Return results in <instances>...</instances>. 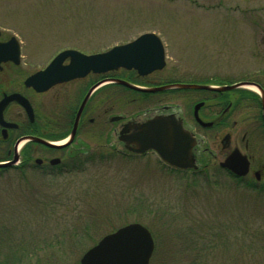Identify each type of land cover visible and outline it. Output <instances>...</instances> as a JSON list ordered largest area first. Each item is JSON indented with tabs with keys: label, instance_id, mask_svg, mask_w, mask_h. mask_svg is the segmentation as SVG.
<instances>
[{
	"label": "rangeland",
	"instance_id": "374dc122",
	"mask_svg": "<svg viewBox=\"0 0 264 264\" xmlns=\"http://www.w3.org/2000/svg\"><path fill=\"white\" fill-rule=\"evenodd\" d=\"M197 1L202 7L188 0H0L2 36L24 46L25 63L11 76L21 80L62 48L96 53L145 32L168 41V65L209 64L200 73L216 79L263 75L264 59L252 55L260 46L250 39L264 35V0ZM171 102L189 109L184 99ZM138 109L123 104L119 112ZM91 130L94 149L103 136ZM91 157L52 177L0 171L2 254L74 264L103 235L139 222L154 240L149 264H264V188L216 169L172 171L152 153L132 157L104 146Z\"/></svg>",
	"mask_w": 264,
	"mask_h": 264
},
{
	"label": "flooded vegetation",
	"instance_id": "af4514ba",
	"mask_svg": "<svg viewBox=\"0 0 264 264\" xmlns=\"http://www.w3.org/2000/svg\"><path fill=\"white\" fill-rule=\"evenodd\" d=\"M188 1L202 7L197 0ZM210 8H214V5ZM142 34L144 33L124 43ZM155 34L160 39L164 51L162 66L144 74H140L135 68L125 67L100 73L90 71L81 77L57 80L42 91L27 84L26 78L43 70L58 53L64 50H75L85 55L93 53L70 47L62 48L45 65L22 75L21 80H15L11 76V70L17 71L16 69L25 63L22 60L23 42L18 40L19 61L0 62V104L6 96L19 94L29 102L33 119H30L26 110L16 100L7 102L1 108L0 163L9 162L14 154H17L18 158L13 164L0 167V171L18 169L22 174L28 171L40 172L52 177L87 164L92 158V152H98L104 146L120 155L139 157L152 153L159 159L153 150L144 153L129 151L120 139L121 130L126 123L141 124L157 116L174 115L193 138L191 155L195 167L178 169L159 159L167 169L193 176L216 169L234 181L249 183L253 189H263L264 74L236 80L216 79L200 73L201 69L209 64L196 65L195 68L187 63L168 65L167 51L170 44L158 33ZM10 37L11 35L3 37L0 31V42H7ZM252 40L253 46H260L259 49L252 48L258 49L252 55L264 59V35L250 39V44ZM69 63L70 57L67 56L60 66ZM118 80L142 88H157L173 83L201 87L147 92L119 84ZM230 86L233 87L226 88ZM86 96L88 97L76 122L77 112ZM173 98L189 101V109L182 112L176 103L171 102ZM123 104L135 105L142 109L124 115L119 112ZM91 129L96 131L97 137L103 136L94 149L90 143ZM71 133L73 135L69 138ZM29 136L41 138L55 146L24 139ZM231 156L233 162H246L247 173L244 176H236L220 165ZM50 243L55 244L54 241ZM80 257L74 264H79ZM16 259L17 257L2 254L0 250V264H15L12 262ZM20 259L23 264H63L61 259L50 256L22 257L17 261Z\"/></svg>",
	"mask_w": 264,
	"mask_h": 264
},
{
	"label": "water",
	"instance_id": "95a60500",
	"mask_svg": "<svg viewBox=\"0 0 264 264\" xmlns=\"http://www.w3.org/2000/svg\"><path fill=\"white\" fill-rule=\"evenodd\" d=\"M19 56V42L15 36H11L7 42H0V62L6 60L18 62ZM67 56L70 57V63L63 67L60 66L61 61ZM163 58L164 51L160 39L155 33L148 32L125 44L114 45L104 52L85 55L75 50H64L58 53L43 70L27 77L26 83L34 86L38 91H42L57 80L81 77L90 71L100 73L125 67L135 68L140 74H144L162 66ZM118 82L129 88L147 92L201 87L173 83L157 88H142L121 80ZM35 83H43V85H35ZM87 97L80 105L76 122ZM11 100H16L26 110L30 119H33L29 102L19 94L6 96L0 104V110ZM72 135L73 133L69 138ZM24 139L55 146L33 136ZM120 139L125 143V147L133 153L153 150L169 166L178 169L195 167L191 155L193 138L189 132L184 130L181 121L174 115L157 116L141 124L126 123L121 130ZM17 158V154H14L9 162L0 163V167L13 164ZM220 165L236 176H244L247 173L246 162H233L232 156ZM153 249L154 242L150 231L139 222H131L102 236L96 244L82 254L79 264H149Z\"/></svg>",
	"mask_w": 264,
	"mask_h": 264
},
{
	"label": "trees",
	"instance_id": "16d2710c",
	"mask_svg": "<svg viewBox=\"0 0 264 264\" xmlns=\"http://www.w3.org/2000/svg\"><path fill=\"white\" fill-rule=\"evenodd\" d=\"M238 182V181H237ZM245 185H247L249 188H253V186L252 185H250L249 183H247V184H245ZM252 232H254V231H252ZM255 233V232H254ZM261 233H263L264 234V229H262L261 230ZM237 262H240V261H238V260H235L234 261V264H239V263H237ZM248 264H255V263H253V262H250V263H248Z\"/></svg>",
	"mask_w": 264,
	"mask_h": 264
}]
</instances>
